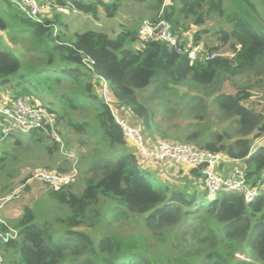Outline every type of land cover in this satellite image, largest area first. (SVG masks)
<instances>
[{"label": "trees", "instance_id": "16d2710c", "mask_svg": "<svg viewBox=\"0 0 264 264\" xmlns=\"http://www.w3.org/2000/svg\"><path fill=\"white\" fill-rule=\"evenodd\" d=\"M2 1L0 91L31 97L55 114L64 147L50 129L22 135L3 133L0 126V195L13 192L17 163L40 157L45 168L62 174L77 159L86 182L81 194L73 184L62 191L48 188V215L25 206L19 219L7 223L18 232L15 239H0L7 264H264V147H255L264 114L244 105L253 90L264 88V0H173L164 18L180 49L189 41L203 43L214 18L230 25L220 29V40L231 43L234 56L193 64L166 42L141 41L136 26L124 27L114 38L92 30L68 36L56 30L66 27L59 15L41 24L12 0ZM133 1L148 4L151 20L163 3ZM41 2L95 18L100 9L114 18L120 8L102 0ZM101 79L150 138L246 159L247 182L259 195L251 202L235 191L210 197L204 184H194L200 179L197 169L184 187L152 176L128 147L100 93ZM227 84L236 92L225 93ZM131 218L144 230H116ZM98 225L107 229L95 240L86 228ZM0 232H8L1 222Z\"/></svg>", "mask_w": 264, "mask_h": 264}, {"label": "built area", "instance_id": "2783aa9c", "mask_svg": "<svg viewBox=\"0 0 264 264\" xmlns=\"http://www.w3.org/2000/svg\"><path fill=\"white\" fill-rule=\"evenodd\" d=\"M16 6L22 10L31 20L44 24V19L49 11L52 10L50 4L43 5L41 0H12ZM79 3H91L95 0H74ZM173 5V0H163L162 8L155 20L146 19L142 22L139 29V39L141 41H163L176 48L178 52L188 55L191 64L198 60L208 61L219 56L217 52H209L206 45L199 43L193 45L190 41L185 49L179 48V42L171 32V25L164 18V9ZM73 7V6H72ZM58 13L69 14L71 10L66 7L56 6ZM73 12H77L72 9ZM85 63L91 67L93 61L85 60ZM100 93L104 101L110 106L115 121L119 124L128 144L134 148L138 165L145 169L154 167L159 168L168 162L179 167H189L197 169L200 179L194 181V184H204L208 196L214 197L221 191L240 192L246 202L253 201L258 195L257 188L251 187L246 179V168H235L229 175H223L219 170V164L225 159L220 153H212L200 149L193 144L183 143L171 139H152L143 130L141 124H133L125 115L126 109L114 102L113 96L108 90L105 80L100 81ZM0 126L3 133L9 131L28 134L33 130L48 131L54 134L56 140L64 147L62 139L56 133L55 114L49 112L40 103L31 97L13 98L9 94L0 91ZM264 147V131L262 136L256 141L255 147ZM74 165L69 173L62 174L56 171H44L38 173L32 178L46 184L49 189L62 191L70 187L79 172L76 168L77 159H74ZM242 161L246 162V159ZM17 190L6 196L5 200L10 201L16 196ZM7 228L5 234L0 232V239L7 242L15 239L18 232L8 226L7 223L0 220ZM241 260H248L245 255L236 254Z\"/></svg>", "mask_w": 264, "mask_h": 264}, {"label": "rangeland", "instance_id": "374dc122", "mask_svg": "<svg viewBox=\"0 0 264 264\" xmlns=\"http://www.w3.org/2000/svg\"><path fill=\"white\" fill-rule=\"evenodd\" d=\"M106 4H114L118 3L120 5L119 10L117 11L114 18H109L104 12V9L99 10L98 17L95 18L92 15L81 13V12H73L71 11L69 15L65 17L68 18L67 23L72 27L73 34L74 33H84L87 31H97L109 34L112 38L116 37L118 33L124 27H138L140 29L142 22L146 19H150L152 12H148L146 3H138L133 0H102ZM4 1L0 0V16L5 15L4 10ZM53 11L55 9H52ZM51 10L50 15L53 14ZM64 20L61 19V22ZM58 28V26H57ZM56 28V30H57ZM64 28V27H62ZM61 28V29H62ZM207 28H209L212 32L208 33L205 36L204 45L208 48H218V54L222 56H226L228 58H232L234 56V52L231 47V43H223L220 38V29L224 28L225 30L230 29V25H228L225 21L220 18H214L211 22L207 24ZM64 32V29H63ZM190 42V41H189ZM263 90L257 92V90L252 91V97L244 102V105L247 107L253 108L258 112H262L264 114V88ZM182 90L186 91V88ZM235 86L231 84H227L224 88L225 93H235ZM17 133V132H16ZM22 134V133H21ZM23 135V134H22ZM160 139V138H158ZM72 144L73 142L70 141ZM64 145V143H63ZM66 145V143H65ZM39 156V155H38ZM42 159H33L27 161L26 165L17 163L16 169L17 173L15 178L11 179V186L13 192L17 190L16 196L10 200L6 201V193L4 196L0 195V220L11 224L12 222L19 219L22 215L23 208L25 206H29L31 208L38 207L42 210L43 214L48 215L50 208L49 203H47V191L48 187L46 184L39 180H35L32 177L37 175L38 173L47 171L50 172V169H47L43 166V157ZM73 163L75 160H73ZM80 166V162L76 164V168L78 169ZM189 168V167H187ZM152 176H158L155 169H149ZM80 172V170H79ZM15 175V174H14ZM82 177L79 173L77 178L73 183V191L76 194H81L82 191L86 187L85 178ZM28 178V179H27ZM3 180L2 182H4ZM12 192V193H13ZM106 209L102 208L101 212H105ZM132 222L121 223L119 228L116 230H125L126 232L135 233L140 230H144L141 223L135 221L136 219L131 218ZM106 227L103 225H98L93 228H86V231L95 239L99 240L102 235L105 234ZM247 258V257H246ZM7 258L0 253V264H7Z\"/></svg>", "mask_w": 264, "mask_h": 264}, {"label": "crops", "instance_id": "0c3cea01", "mask_svg": "<svg viewBox=\"0 0 264 264\" xmlns=\"http://www.w3.org/2000/svg\"><path fill=\"white\" fill-rule=\"evenodd\" d=\"M53 11V10H52ZM50 12L46 15V18H51L54 15H59L60 20H64L63 24L64 28H57V30H63L64 29V33L66 35H71L73 34L72 31V27L67 23L68 18H66V15L69 14H59L56 11H53V14L50 15ZM125 115H131L127 110L125 111ZM131 122L133 124H139V120H137L136 118L133 117V120H131ZM128 147L135 153L134 148L131 144H128ZM220 166H222V168H220ZM239 167H243L246 168L247 167V162L242 161V160H232V159H227L225 158L220 164H219V170L221 171V173L223 175H229L235 168H239ZM154 169L156 170L159 179L161 180H165L167 182H170L171 184H176L179 186H183L189 182V180H192V176L190 174V172L193 170L192 168H187V167H179L177 165H173L170 164L168 162L164 163L163 166L156 168L154 167ZM1 222V221H0ZM6 223V222H5Z\"/></svg>", "mask_w": 264, "mask_h": 264}, {"label": "water", "instance_id": "95a60500", "mask_svg": "<svg viewBox=\"0 0 264 264\" xmlns=\"http://www.w3.org/2000/svg\"><path fill=\"white\" fill-rule=\"evenodd\" d=\"M128 118H129V120H133V116L132 115H129ZM220 168H222V166H220Z\"/></svg>", "mask_w": 264, "mask_h": 264}]
</instances>
